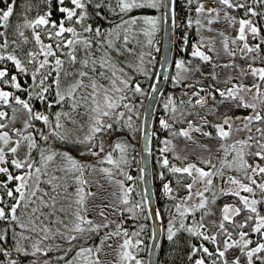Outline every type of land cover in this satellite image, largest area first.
I'll return each mask as SVG.
<instances>
[{"label":"snow or ice","instance_id":"snow-or-ice-1","mask_svg":"<svg viewBox=\"0 0 264 264\" xmlns=\"http://www.w3.org/2000/svg\"><path fill=\"white\" fill-rule=\"evenodd\" d=\"M0 4V264H264V0Z\"/></svg>","mask_w":264,"mask_h":264},{"label":"rangeland","instance_id":"rangeland-1","mask_svg":"<svg viewBox=\"0 0 264 264\" xmlns=\"http://www.w3.org/2000/svg\"><path fill=\"white\" fill-rule=\"evenodd\" d=\"M219 27V26H218ZM161 37V38H160ZM160 39H162L163 40V37H164V33L162 32L161 33V35H160ZM157 59L159 60V56H157ZM207 70V69H206ZM222 79H223V76L221 77ZM207 83V82H206ZM165 91L167 92V91H171V85H170V83H167L166 84V87H165ZM145 103H147V99L145 100ZM223 111V110H222ZM159 114H161V110H157V115H159ZM157 147V145H156V142L154 141L153 142V150H154V154H153V169L156 167V165H155V163H154V161H155V155H156V153H155V148ZM139 152H140V145L138 144L137 145V153H136V156H137V161L139 162V160H140V157H139ZM131 174L132 175H134V176H136V175H138L139 173L136 171V168H135V166H133V168L131 169ZM155 187H156V189H157V194L159 195V189H158V187H159V182H156V184H155ZM162 201V200H161ZM162 203L164 204V201H162ZM223 203V202H222ZM159 206H161V205H159ZM161 207H163V205L161 206ZM129 224H131V221H129ZM106 251H108V252H111V250L110 249H106ZM159 254H160V252H159ZM114 255V254H113ZM113 255H109V256H106L105 257V261H111L112 259H113ZM145 255V258H147V254L145 253L144 254Z\"/></svg>","mask_w":264,"mask_h":264},{"label":"trees","instance_id":"trees-1","mask_svg":"<svg viewBox=\"0 0 264 264\" xmlns=\"http://www.w3.org/2000/svg\"><path fill=\"white\" fill-rule=\"evenodd\" d=\"M21 2H22V0H18V4L21 3ZM0 6H3V5L0 4ZM158 189H159V187H158ZM160 205L161 206L163 205L162 201H160ZM159 256H160V260L163 261V262H165V264H168V262L171 260V257L168 255V252H167V244H165L164 248H162L160 250Z\"/></svg>","mask_w":264,"mask_h":264},{"label":"water","instance_id":"water-1","mask_svg":"<svg viewBox=\"0 0 264 264\" xmlns=\"http://www.w3.org/2000/svg\"><path fill=\"white\" fill-rule=\"evenodd\" d=\"M163 44H164V47H165V49H166V46H167V37H166V35L164 34V37H163ZM166 84L167 83H165V82H161V86H162V88L165 90V87H166ZM147 103H149V101L147 100ZM146 103V104H147ZM149 165H150V167H152V157L149 159Z\"/></svg>","mask_w":264,"mask_h":264},{"label":"bare ground","instance_id":"bare-ground-1","mask_svg":"<svg viewBox=\"0 0 264 264\" xmlns=\"http://www.w3.org/2000/svg\"><path fill=\"white\" fill-rule=\"evenodd\" d=\"M152 168H153V157H152Z\"/></svg>","mask_w":264,"mask_h":264}]
</instances>
